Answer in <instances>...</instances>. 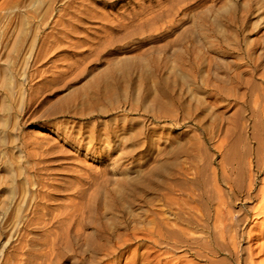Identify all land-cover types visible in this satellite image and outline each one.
Listing matches in <instances>:
<instances>
[{"label":"rangeland","instance_id":"374dc122","mask_svg":"<svg viewBox=\"0 0 264 264\" xmlns=\"http://www.w3.org/2000/svg\"><path fill=\"white\" fill-rule=\"evenodd\" d=\"M171 263L264 264V0H0V264Z\"/></svg>","mask_w":264,"mask_h":264},{"label":"bare ground","instance_id":"6f19581e","mask_svg":"<svg viewBox=\"0 0 264 264\" xmlns=\"http://www.w3.org/2000/svg\"><path fill=\"white\" fill-rule=\"evenodd\" d=\"M145 261V260H144ZM172 264V263H171Z\"/></svg>","mask_w":264,"mask_h":264}]
</instances>
